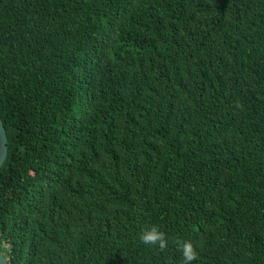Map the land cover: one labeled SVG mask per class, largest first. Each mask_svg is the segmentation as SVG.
<instances>
[{
  "label": "trees",
  "instance_id": "1",
  "mask_svg": "<svg viewBox=\"0 0 264 264\" xmlns=\"http://www.w3.org/2000/svg\"><path fill=\"white\" fill-rule=\"evenodd\" d=\"M0 117L11 264H264V0H0Z\"/></svg>",
  "mask_w": 264,
  "mask_h": 264
},
{
  "label": "clouds",
  "instance_id": "2",
  "mask_svg": "<svg viewBox=\"0 0 264 264\" xmlns=\"http://www.w3.org/2000/svg\"><path fill=\"white\" fill-rule=\"evenodd\" d=\"M140 240L147 245L158 246L160 251L168 248L167 234L162 231L159 226L152 225L150 228H145L140 234ZM178 250L182 253L183 264H192L198 259L199 253L197 247L194 246L191 240H176Z\"/></svg>",
  "mask_w": 264,
  "mask_h": 264
},
{
  "label": "water",
  "instance_id": "3",
  "mask_svg": "<svg viewBox=\"0 0 264 264\" xmlns=\"http://www.w3.org/2000/svg\"><path fill=\"white\" fill-rule=\"evenodd\" d=\"M9 152V141L5 125L0 117V168L7 160ZM0 264H11L0 250Z\"/></svg>",
  "mask_w": 264,
  "mask_h": 264
}]
</instances>
